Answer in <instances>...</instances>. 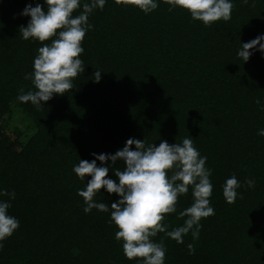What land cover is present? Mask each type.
I'll return each instance as SVG.
<instances>
[{"label": "trees", "instance_id": "trees-1", "mask_svg": "<svg viewBox=\"0 0 264 264\" xmlns=\"http://www.w3.org/2000/svg\"><path fill=\"white\" fill-rule=\"evenodd\" d=\"M37 2L43 4L0 0V119L15 104L35 125L19 151L0 130V192L15 193L0 201L10 203L8 214L19 221L0 242V264H142L128 260L115 238L110 205L119 197L102 189L94 199L109 212L86 214L78 190L91 177L82 181L73 171L80 160H94L93 153L115 154L129 138L156 146L191 138L212 173L215 214L201 220L199 238L191 232L182 244L164 233L153 238L163 240L164 264H264V136L258 135L264 129V53L251 50L247 62L238 56L243 43L264 36V0H231V19L210 26L179 7L169 10L163 0L148 14L106 0L88 18L93 27L82 44L84 72L71 91L42 101V109L17 99L21 89L35 90L25 76L43 45L24 40L20 27L30 20L22 15L25 7ZM114 167L122 170L123 162L109 167L108 178L118 183ZM233 175L241 187L229 204L223 185ZM246 179L255 186L247 187ZM192 203L190 187L177 212L165 218L169 231L184 224L178 213Z\"/></svg>", "mask_w": 264, "mask_h": 264}, {"label": "clouds", "instance_id": "clouds-1", "mask_svg": "<svg viewBox=\"0 0 264 264\" xmlns=\"http://www.w3.org/2000/svg\"><path fill=\"white\" fill-rule=\"evenodd\" d=\"M170 9L179 7L188 11L193 20L202 21L205 26L231 19L233 3L231 0H163ZM106 0H87L82 5V12L73 13L81 8V0H43L33 7L29 3L22 12L30 17L27 26L20 27L24 40L30 38L43 46L38 48L33 63V72L26 75L31 80L34 91L24 93L20 90L17 99L22 103L31 102L42 109L41 102L47 103L54 95H64L74 88L73 81L85 70L80 59L84 52L82 47L88 30L93 26L88 23L89 15L97 8L103 9ZM117 5H131L145 14L154 11L159 5L156 0H115ZM247 4L248 0H244ZM46 6V7H45ZM50 41V43H48ZM264 36L243 43L238 56L247 62L257 49L264 53ZM94 81L99 82L101 71L94 73ZM258 105L260 100L255 101ZM264 110V109H262ZM264 136V129L258 132ZM133 145L135 148H133ZM91 162L80 160L73 171L80 180L91 177L84 190H78L86 207L84 212L92 209L109 212V205L96 202L97 193L106 189L109 195L116 194L119 199L112 202L111 222L118 229L115 238L122 241L125 257L142 261V264H164L166 249L163 240L155 242L159 233L184 243L183 237L191 232L193 240L199 238L201 220L215 214L210 198L213 185L210 181L211 170L206 168L207 157H201L191 138H184L182 143L169 144L162 141L158 146L145 144V141L129 138L125 146L115 154H92ZM101 166H97L96 161ZM115 165L123 162V169L112 168L116 180L108 178V162ZM169 173H172L169 176ZM245 184L251 188L255 181L246 179ZM192 189L193 203L178 213V219H184L182 226L168 230L166 216L177 212L179 198ZM240 182L233 175L223 185V196L227 203H235ZM0 195L15 199V193L7 191ZM243 198L242 195L240 197ZM10 203L0 201V242L11 237L19 228V221L8 214ZM189 254H194V244L187 245ZM3 244L0 243V249Z\"/></svg>", "mask_w": 264, "mask_h": 264}, {"label": "rangeland", "instance_id": "rangeland-1", "mask_svg": "<svg viewBox=\"0 0 264 264\" xmlns=\"http://www.w3.org/2000/svg\"><path fill=\"white\" fill-rule=\"evenodd\" d=\"M0 130L13 151H19L34 134L35 125L31 118L11 104L9 111L0 119Z\"/></svg>", "mask_w": 264, "mask_h": 264}]
</instances>
